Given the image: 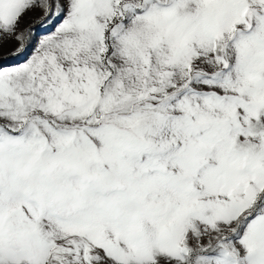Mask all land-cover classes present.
<instances>
[{"label": "snow or ice", "instance_id": "snow-or-ice-1", "mask_svg": "<svg viewBox=\"0 0 264 264\" xmlns=\"http://www.w3.org/2000/svg\"><path fill=\"white\" fill-rule=\"evenodd\" d=\"M6 48L0 264H264V0H0Z\"/></svg>", "mask_w": 264, "mask_h": 264}, {"label": "rangeland", "instance_id": "rangeland-1", "mask_svg": "<svg viewBox=\"0 0 264 264\" xmlns=\"http://www.w3.org/2000/svg\"><path fill=\"white\" fill-rule=\"evenodd\" d=\"M38 17H39V13H30L29 17H26V20L27 19H32V18H38ZM49 30H50L49 26L45 25L44 27H40L38 29V32H39V34H45L46 31H49ZM7 51H8V49L6 48V49H4V52H0V63L14 64V63H17V62H19L20 60L23 59V57H19L16 60H13L11 58H7L6 59L5 56H4V53H6Z\"/></svg>", "mask_w": 264, "mask_h": 264}]
</instances>
